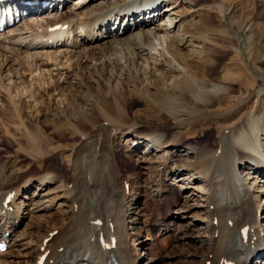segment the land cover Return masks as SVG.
<instances>
[{
  "label": "rangeland",
  "instance_id": "obj_1",
  "mask_svg": "<svg viewBox=\"0 0 264 264\" xmlns=\"http://www.w3.org/2000/svg\"><path fill=\"white\" fill-rule=\"evenodd\" d=\"M172 1L175 4L174 15L182 20L184 47L195 49L193 59L202 62V65L195 63V68L192 67L194 63L184 67L183 71L168 70L165 66L144 60L138 64L133 51L122 49L118 52L116 48L108 52L115 56L109 61L102 60L108 58L107 54L106 57L90 55V61L82 64L60 65L51 62L45 66H42V62L20 60L17 57L19 52L15 50L12 58L17 63L9 66V62L4 68L0 65V73L4 75L3 78L0 75V168L4 170L8 188H18L28 177H39L46 171L57 173L61 181L50 182L43 189H51L62 181L73 188L77 185L75 163L78 158L80 165L94 162L98 157L106 164L110 160L115 168L114 171L113 167L107 170L111 173L109 177L112 175L111 179L104 178L118 181L119 190L124 187L121 186L122 182L127 181L128 184L127 189L124 187L129 202L127 240L137 247L133 251L136 264H202L204 260L201 256H205L208 249V245L201 246L198 242L201 237H209L205 227L207 215L202 210L206 207L188 200L187 204L197 209L195 214L179 210L188 188H178L179 183L177 186L176 181L169 179L171 175L157 176L159 166L155 164L159 163L157 160L159 155L162 156V151H152L146 157L151 162H146L142 157L145 146L132 143L141 133L151 131L153 125L169 126L164 105L165 91L175 90V84L182 79H185L182 85L188 88L192 74L199 76L195 81L204 87L212 86L215 81L227 85L225 90H218L220 97L216 103L208 106L198 103L201 113L206 115L198 120L199 125L186 122L176 124L175 138L183 143L188 142V135L197 133L203 124L210 128L215 125L232 128L246 123L244 119L250 111L257 115L258 124L264 120V0H190L198 4L192 13L187 12L189 4L186 0H168V3ZM132 28L127 34L138 31ZM184 47L182 49L186 50ZM120 57L122 62H119ZM41 69L45 71L39 72ZM10 72H17L18 76L7 75ZM8 77L14 81L9 83ZM7 93L12 94L13 100L7 98ZM232 96L243 98L232 109L218 112L208 109L216 108L218 104L226 106V101ZM104 102L111 112L105 110ZM106 116L108 119H105ZM35 138L38 143L33 140ZM86 142L87 145H84ZM182 149L181 146L166 148L176 161L177 157L186 161L194 158L191 154L186 156ZM94 150L98 151L95 158ZM196 162L199 160L190 162V165L198 167ZM45 167L46 171L42 172ZM201 178L193 185L204 184ZM159 180L166 190L161 196L157 195L154 186ZM35 188L36 182L26 191L21 190L19 196L27 191L31 196ZM103 188L100 187L101 190ZM42 191L37 189L39 194ZM104 192L105 189L102 190L103 195ZM53 194H48L44 200ZM259 198L264 199V195ZM63 199L59 198L51 207H45L47 203L39 209L23 207V220L20 223L15 221L17 232L10 235L9 248L0 253V264L33 263L36 252L24 254L31 250L25 249L27 243L24 242L31 239L38 244L44 234L69 222L67 204ZM171 201H176L177 205H172ZM209 208L212 210V207ZM98 216L97 220L105 217L104 214ZM260 216H264V206ZM130 220L136 221L130 223ZM157 226H167L170 232L162 233ZM22 232L25 235H20ZM43 244L45 246L44 241ZM40 248V251L44 249Z\"/></svg>",
  "mask_w": 264,
  "mask_h": 264
},
{
  "label": "bare ground",
  "instance_id": "obj_2",
  "mask_svg": "<svg viewBox=\"0 0 264 264\" xmlns=\"http://www.w3.org/2000/svg\"><path fill=\"white\" fill-rule=\"evenodd\" d=\"M68 1L71 2L70 5ZM186 2L189 4L187 12L192 13L197 9L196 1L186 0ZM137 4L144 6L136 7ZM174 6V2L170 4L168 0H64L63 3L58 2L56 7L49 11L31 12L18 23L0 30V61H2L0 65L5 67L9 62V66L15 65L17 60L12 58L15 50L19 52L17 57L20 60L32 63L42 62V66H45L51 62H57L60 65L82 64L90 61V55L106 57L107 54V59H101L109 61L115 56H111L108 52L116 48L118 52L122 49L133 51L134 60L138 64L144 60L150 61L153 65L165 66L168 70L183 71L184 67L194 63L192 67L195 68L197 66L195 63L202 65V62L193 59L196 54L195 49L188 50L184 47L182 20H180L181 17L177 18L178 15H174ZM141 9L144 13L139 20L135 17ZM160 19L162 21L158 22ZM58 21L62 24L67 23V27H59L55 32L50 30V25ZM113 23H116L115 26ZM131 27L138 31L127 34ZM118 28L122 29L119 31ZM113 29H115L114 32ZM119 62H122V57ZM183 62L188 64L181 65L180 63ZM41 71L45 70H39ZM13 73L10 72L7 75L18 76L17 72ZM0 75L1 78L4 77L2 73ZM196 77L199 76L192 74L188 88H184L182 84L185 79H182L175 84L177 87L175 90L165 91V112L169 117V122L166 121L165 124L168 122L169 126L153 125V128L150 127L151 131L141 133L132 143L135 146L141 144L145 146L142 157L146 162H151L150 158L146 157L152 151H162V156H158L159 163L155 164L159 166L156 170L157 176L158 174L171 175L169 179L176 181L177 186L179 183L178 188H188V193L185 194L184 202L180 204L179 210L183 213L195 214L197 209L191 208L192 205L187 204L188 200H194L207 208L202 210L207 215L205 227L209 237L198 239L201 246L208 245L206 255L201 256L204 260L202 264H221L225 260L233 264H264L261 261L264 256L256 258L257 254L264 255V222L262 223L264 216H260L264 199L259 198L264 195V153L261 149L262 140H264V120L258 124L257 115H254V111H250L245 116L246 123L232 128L223 127L224 125H215L210 128L203 124L197 133L188 135V142L183 143L179 138L176 137V139L174 131L176 124L186 122V124L199 125L198 120L206 115L201 113L202 109L198 103H202L203 106L216 103L220 97L217 94L218 90H225L227 86L225 82L215 81L212 86L204 87L195 81ZM8 81L12 83L14 80L8 77ZM6 95L10 101L13 100L12 94ZM238 96L230 97L226 101L228 103L226 106L218 104L216 108L208 107V109L216 112L230 110L232 106L241 103L243 98ZM104 104L105 110L109 111V105L106 102ZM106 113L109 116L108 112ZM33 140L36 141V138ZM84 145H87V142ZM179 146L183 148L186 156L191 154L194 158L187 161L180 157H177V161L172 159L174 155L168 153L166 148ZM95 152L94 150V158ZM98 158L94 162L87 161L88 163L83 164L84 166L80 165L79 158V161L76 160L77 185L73 188L67 187L62 181L50 187L51 189H43L50 182L61 181L57 173L47 172L45 167L42 172H46L39 177L30 176L23 185L10 189L4 170L0 168V241L6 242L10 235L15 233L17 227L15 221L18 220L20 223L24 217L23 207L33 206V209H39L45 203L48 204L45 207H51L59 198H64L69 222L54 228H58L57 232L50 237L41 251L40 247H43V241L49 236L48 233L42 236L38 244L31 239L24 242L27 243L25 249L32 250L25 251L24 254L36 252L32 264H40L39 257L46 251L48 253L42 264L57 262L61 264H136L137 259L133 257V251H136L137 247L133 245L134 242L127 240L129 225L127 226L126 223L129 224V220H126V217L129 202L125 195L126 189L123 187L120 191L118 181H109L108 178H104L111 174L107 170L113 167L112 171H114L115 167L109 162L110 160L106 164L107 162L104 163ZM196 159L199 160L198 163L196 162L199 168L197 165L195 167L190 165V162ZM200 178L203 179L204 184L194 186L193 183L200 181ZM34 182H36V188L31 191L32 195L28 196L27 191L20 197L19 192L26 191ZM102 183L106 184L101 185L105 189V195L102 194L103 189H100ZM154 186L159 196L166 191L160 180ZM37 189L43 190L41 194L37 192ZM57 191L62 193L57 194ZM9 193L13 194L8 203V209L5 210L2 204ZM51 193L54 194L44 200ZM125 202L126 206H124ZM170 203L177 205L176 201ZM100 214H104L105 217H100V224H98L96 216ZM130 221L132 223L136 220ZM158 224L160 225V222ZM245 226H247V236L245 238V235L241 234L240 237L239 231ZM156 228L162 233L170 232L167 226ZM20 235L25 234L22 232ZM99 236L105 240L114 236L113 248L107 249L97 243ZM34 243L37 245L32 248ZM59 247L62 249L59 250Z\"/></svg>",
  "mask_w": 264,
  "mask_h": 264
}]
</instances>
